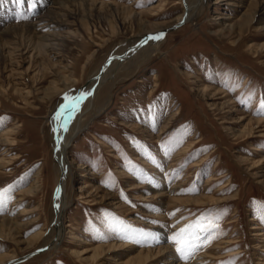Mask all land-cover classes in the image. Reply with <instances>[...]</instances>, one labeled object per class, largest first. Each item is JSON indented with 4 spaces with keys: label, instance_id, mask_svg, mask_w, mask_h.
I'll return each instance as SVG.
<instances>
[{
    "label": "rangeland",
    "instance_id": "1",
    "mask_svg": "<svg viewBox=\"0 0 264 264\" xmlns=\"http://www.w3.org/2000/svg\"><path fill=\"white\" fill-rule=\"evenodd\" d=\"M53 1L0 2V33L8 30L0 47V133L16 127L15 144L0 145V219H11L0 230V256H16L8 264H131L140 250L168 246L178 264H264V184L255 177L264 179V137L245 139L246 121L240 122L241 115L264 119L262 0H207L201 16L180 23L174 20L184 0H56L52 8ZM50 9L45 37L20 28ZM248 15L251 23L230 36L215 33ZM170 22L160 51L117 85L108 111L69 149L73 198L65 244L57 252L37 250L39 241L26 244L51 228L57 161L50 119L65 94L87 87L113 50ZM189 76L227 89L239 115L213 109ZM190 141H198L190 155H179ZM39 170L36 195L20 198ZM214 174L219 180L207 183ZM159 193L170 198L154 199ZM202 195L226 202H182ZM189 225V243L178 252L173 237ZM88 246L85 260L72 252ZM98 246L110 252L90 260ZM231 252L237 254L220 258Z\"/></svg>",
    "mask_w": 264,
    "mask_h": 264
},
{
    "label": "bare ground",
    "instance_id": "2",
    "mask_svg": "<svg viewBox=\"0 0 264 264\" xmlns=\"http://www.w3.org/2000/svg\"><path fill=\"white\" fill-rule=\"evenodd\" d=\"M53 2L54 5L52 8H56V0H54ZM206 3L207 0H184V11L179 17L174 20V23H180L182 20L190 21L201 16L206 8ZM262 4L263 8L261 11L263 14L262 20L264 23V0H262ZM235 6L236 4L234 5V7ZM49 15H51V9L44 16L40 17L36 23L28 24L20 28L28 30L31 37H45L47 35L45 31L48 30L50 26H52V24L50 23ZM253 19L254 18L251 17V15H248L245 21H235V23L232 22V24L222 23L221 29L216 30L215 33L230 36L234 32L235 28H240L246 24H250ZM226 20V22H230L231 18L227 17ZM169 24H172V22L168 24L166 23L155 25L149 28L146 33L135 37L134 39L128 41L127 43L121 45L120 47L109 53L105 61L102 63L101 67L99 66L100 68L90 77L88 86L79 91L77 94L70 96L82 97L79 101V106L75 107L72 111H64L63 107H61V109L57 111L56 115H52L50 122L53 128V139L57 161L55 176L57 192L54 198L53 207L51 209L53 215L50 222L51 228L50 230L43 228L41 231H38V233L30 237L29 239L24 240L26 244L31 245L34 242L39 241L38 243L40 244L37 250L42 251L44 249H47L48 251L52 252L59 251L60 248L65 244L66 231L68 226H65L63 222L66 218L67 212L70 209L71 201L73 198L72 173L74 162L68 161L69 149L72 146L75 138L79 136L81 132L85 131L98 116L108 111L113 103V91L117 87V85L130 77L136 76L142 64L150 60L160 51V47L164 40L163 32L170 28L169 26L171 25ZM13 28L15 29L17 28V26ZM7 32L8 30H5L0 33V47L5 46L3 43H1V38L2 36H4V33ZM151 36H161V38L148 39V37ZM47 37L49 38L50 36ZM190 78L197 79L196 76H192ZM190 84L194 92H197L203 98H207L208 101L212 102L210 106L213 109L215 108V110H218L219 112H223L224 110L229 109L230 113L239 115L238 109H236V106L232 102V98L229 99L227 95V89L225 90L219 84L209 85L201 83L199 79L193 80V82H190ZM177 114L178 112H176V114H172L167 121L165 120L166 123L161 128V132L158 137L165 135ZM240 119V122L246 121V128H244V131L247 132V138L245 139H251L256 135L259 137H264V119H256L251 116L243 118L242 115ZM15 129L16 127L8 128L0 133V145L9 146L15 144V140L12 138ZM243 133V131H233L234 136H240ZM196 142L198 141L188 142L184 146V149L181 150L179 155H190L191 150L195 147ZM208 156L209 155H206V157ZM4 161V158L0 159V169L3 168ZM241 161L243 163H246L247 159L243 158ZM193 166H197V163H194ZM215 169L217 170L216 167ZM40 174L41 171L39 170L34 176L35 180L31 182V185L28 187V189L23 190L19 193L20 198L23 199L25 196L31 197L36 195V193L38 192V177L40 176ZM257 175L258 177H256ZM217 176V174L211 175L207 180V183L219 180ZM255 177L256 179H258L259 184H264V179L263 176H261L260 172L256 173ZM227 186L228 185L224 184V186H222L220 190H224L225 188H227ZM152 192L153 191H151L150 193ZM164 197L170 198L166 193H159L154 197V199L159 198L162 201ZM145 199L143 198V200ZM182 202L187 204L194 203L196 205L209 203L218 205L225 203L226 200L225 198L219 200L215 199L214 197L210 198L202 195L196 199H188ZM10 221L11 219L8 218L0 219V230H3L7 225L11 224ZM16 229L17 228H15V230ZM1 235H4L3 232H1ZM118 246L122 247L123 245ZM89 247L90 246H88L87 249H83L79 252L74 250L72 252L77 258H82L83 255L92 251V249H90ZM109 247V250H112L111 248H115L117 247V245L113 244ZM93 250L94 253L92 259L90 260L96 261L97 259L105 258L104 255L107 252L105 247L98 246ZM109 250L108 252H110ZM41 251L34 253V255H37ZM236 254L237 253L235 252H231L220 258L224 259L227 256L233 257V255ZM15 258L16 256L12 257L11 259L10 257H8V255L0 256V264H8ZM155 260H165L167 264H178V260L173 254L172 249L168 246H160L156 249L140 250L138 255L134 257V260L131 264H150Z\"/></svg>",
    "mask_w": 264,
    "mask_h": 264
},
{
    "label": "snow or ice",
    "instance_id": "3",
    "mask_svg": "<svg viewBox=\"0 0 264 264\" xmlns=\"http://www.w3.org/2000/svg\"><path fill=\"white\" fill-rule=\"evenodd\" d=\"M2 2V0H0ZM19 2H23V0H19ZM161 36H151L148 37V39H160ZM82 97H70L68 94H65L64 100L67 102L65 105H63L64 111H72L75 107L79 106V101ZM3 208V194L0 193V211H2ZM192 227V225H189L183 229H180V232L173 237L174 243L177 245V251L183 252L185 250V247L189 243L188 236L190 235L189 229ZM199 228L200 231H206L207 229L201 227L200 225L196 226Z\"/></svg>",
    "mask_w": 264,
    "mask_h": 264
},
{
    "label": "water",
    "instance_id": "4",
    "mask_svg": "<svg viewBox=\"0 0 264 264\" xmlns=\"http://www.w3.org/2000/svg\"><path fill=\"white\" fill-rule=\"evenodd\" d=\"M176 28H174V30H175ZM169 32V31H168Z\"/></svg>",
    "mask_w": 264,
    "mask_h": 264
}]
</instances>
